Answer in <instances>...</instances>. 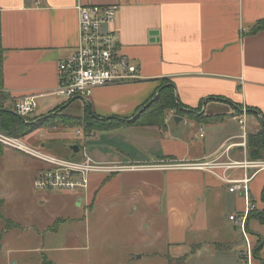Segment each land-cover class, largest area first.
Wrapping results in <instances>:
<instances>
[{
	"label": "crops",
	"instance_id": "1",
	"mask_svg": "<svg viewBox=\"0 0 264 264\" xmlns=\"http://www.w3.org/2000/svg\"><path fill=\"white\" fill-rule=\"evenodd\" d=\"M96 5L118 7L113 28L123 53L139 66L140 80L94 90L88 103L94 114L100 120L133 118L159 96L163 82L169 81L177 92L180 115L167 112L160 126L86 132L85 120L98 127L89 118L88 104L52 95L60 85L59 64L80 43L78 9ZM263 19L264 0H0V105L14 110L19 101L35 96L39 103L35 116L53 115L60 125L49 132L39 130L38 148L27 147L46 154L47 144L61 139L69 145L67 155L70 152L74 160L86 154L98 165L123 167L116 173L91 174L89 188L71 196V216L72 201L55 204L49 194L35 192L24 199L28 215L18 218L21 223L13 222L25 229L35 228L45 238L43 234L57 235L62 225L72 221L75 230L82 231L93 220L101 227L121 213L127 225H136L138 234H144L146 226L158 235L149 246L129 254L132 263L144 252L140 259L150 257L159 264H188L189 260L190 264H264V224L256 219L249 223L263 242L262 259L254 256L256 240L248 239L247 249L240 248L242 241L236 236L240 230L234 223L232 227L228 223L233 234L222 230L218 217L216 228L211 227L212 215L223 206L237 212L229 218L245 209L244 197L230 193L223 181L197 170L127 169L200 161L222 153L230 144L242 141L240 109L250 114L246 116L249 137L259 132L250 134L249 126L256 121L261 128L263 125L264 30L252 33V28ZM177 117L182 121L177 122ZM69 118L73 121L62 123ZM201 129L204 139L197 137ZM78 130L84 133L79 135ZM248 149V144L246 150L236 146L230 155L235 160H264L251 159ZM46 168V163L26 152L0 149V202L10 200L1 184L34 183ZM243 173L237 170L229 175L237 178ZM263 191L261 171L251 183L255 210H264ZM29 203L33 210L28 211ZM152 217L155 225L162 218L157 230L146 223ZM73 236L87 239H81L77 230ZM137 237L129 238L133 243ZM161 242L166 246L162 253L156 249ZM75 249L87 251L80 244ZM245 250L251 251V257L241 256ZM185 256V261L179 260Z\"/></svg>",
	"mask_w": 264,
	"mask_h": 264
},
{
	"label": "built area",
	"instance_id": "2",
	"mask_svg": "<svg viewBox=\"0 0 264 264\" xmlns=\"http://www.w3.org/2000/svg\"><path fill=\"white\" fill-rule=\"evenodd\" d=\"M79 12L80 43L75 53L59 65L60 85L52 95L61 97L64 101L81 100L88 104L94 90L99 87L113 85V83H128L140 80V68L130 57L123 53L118 34L114 30L117 21L118 7L116 6H81ZM38 98L28 96L19 101L14 108L20 117L28 119L38 111ZM242 126V141L230 144L222 153H216L206 159L191 162H177L161 165L131 166L127 169L153 170H185L203 171L215 176L229 186L230 193L240 194L245 200V209L242 213L233 215L230 220L248 240L249 219L255 212L251 196L253 178L264 171V160H235L230 150L236 146L246 150L248 131L246 116L240 117ZM82 132L79 131L80 135ZM200 139L205 138L203 129L197 134ZM0 139L5 148L26 152L41 159L48 165L34 182L37 191L52 192L56 190L86 191L89 188L90 175L93 173H116L123 170L122 166L98 165L86 154L80 161L66 160L57 156H48L44 153L30 150L22 140L9 138ZM243 170V176L232 178L229 173ZM250 244V241H249ZM251 251L248 256L251 257Z\"/></svg>",
	"mask_w": 264,
	"mask_h": 264
},
{
	"label": "rangeland",
	"instance_id": "3",
	"mask_svg": "<svg viewBox=\"0 0 264 264\" xmlns=\"http://www.w3.org/2000/svg\"><path fill=\"white\" fill-rule=\"evenodd\" d=\"M166 86V83L163 82L162 88ZM161 91V90H160ZM159 91V92H160ZM161 93V92H160ZM73 101V100H72ZM3 110H11L7 109V107L3 106ZM178 115L181 113L179 111H175ZM241 116H249L250 114L248 111L240 109L238 112ZM36 115V114H35ZM33 115L32 117L28 119H23V122L25 121L28 124L39 122L41 119L40 117H36ZM193 114L192 116H194ZM48 117V116H47ZM54 122L52 124H56L54 126H60L55 121V116H50ZM253 122V120H252ZM237 126L239 124L237 123ZM16 127H19L18 123H16ZM50 128L41 129V130H47L49 132ZM190 129V127L188 128ZM80 130V129H79ZM77 131V134L79 132ZM250 134L256 133L261 130V125H259L256 121V123H251L249 126ZM51 131V129H50ZM240 133L242 132L239 129ZM81 132L84 133L83 130ZM13 138L16 139L14 135H12L11 132H7L3 128H0V139L7 141L6 139ZM40 138V133H34L30 136H27L22 140L23 143L28 145L30 148H38V139ZM43 143H47L42 141ZM47 149L45 150L46 154L52 155V156H58L63 157V159L69 160L71 157V153L68 152V144L66 141H63L61 139L54 140V143H48ZM40 147V146H39ZM5 145L0 143V149H4ZM82 160V159H81ZM153 164V162L149 163ZM34 183L27 180L25 182H22L21 184L17 185L16 187H13L12 184H1L2 188H4L7 191V199H10L8 202L6 201L4 203L0 202V205L5 207L1 208V215L0 216V264H47V262H51L53 264H159L155 259H151L150 257H145L143 259H140V256L144 252H140V254L134 258L133 263L129 260V254L133 253L135 250L139 249V247H145L149 246L153 240H156L158 235H155V232L153 230L146 229L144 226V234L139 231V234L136 230V225L131 226L127 225L126 222L122 219L121 213H117V218L113 221L111 219H108L106 223L102 224L101 227H97V223L95 220L92 221L91 227H87V229L83 228L82 231L80 229H76L79 231L80 238H87L84 240H75L73 236V231L75 230V224L72 222L67 223L66 225H62L60 229L58 230L59 234L51 235V234H43L45 238H40L39 233H36L35 228L27 227L26 229L23 227V225H18L16 222L21 223V220L23 219L24 215H28V213L24 212L23 205L25 204L24 199L26 197H33L35 192L39 195L41 193H47L50 196H52L53 202H61L62 204H65L66 202L71 203L69 208V214L70 216L74 212L73 208V202L74 199L71 197L72 195H75L79 191H67V190H56L52 192H46V191H37L36 188L33 186ZM15 197V198H14ZM76 204H81L80 201H75ZM77 204V206H78ZM69 205V204H68ZM0 206V207H1ZM50 208H53V205L50 206ZM34 207L29 203L28 211L33 210ZM236 211H231L230 207H226L217 210V213L212 215L214 222L211 224L212 229H215V219L218 217V224L222 228V230H226L227 233L233 234V231H231V227L233 226V222L230 221L229 215ZM24 214V215H23ZM84 215V211H83ZM16 217V219L14 218ZM256 219L260 223L264 224V210L259 211L255 210L254 216L249 220L250 222H254ZM162 218H159L155 220L156 225L154 224L153 217L146 222L149 223L151 226L155 225V229L162 226L161 223ZM139 221V220H138ZM228 223H230L231 227H229ZM15 225H18L20 227H14ZM254 225V224H252ZM249 226V224H248ZM133 228V230H132ZM248 239L252 241H257L255 243V246L257 247L259 242L258 237L255 235V231L252 229H248ZM227 235V234H226ZM5 236L2 240V237ZM133 236H139L137 237L135 242H131L129 237ZM236 236L241 238V247L242 249H247L246 244L249 246V241L244 237L242 239L241 232H236ZM227 237V236H226ZM210 237H205L204 239H208ZM139 240V242L137 241ZM4 242L3 247L1 245V242ZM247 242V243H246ZM81 245L83 247L87 248V251H76L75 247L76 245ZM253 244V243H252ZM147 248V247H146ZM156 249L158 252L162 253L164 250H166L165 244L162 242L159 243V245L156 246ZM189 253L188 249L185 251ZM174 254V253H172ZM242 257H249L248 251H242L241 253ZM189 257V256H188ZM159 259V258H158ZM187 257L180 258V261H185ZM55 262V263H54ZM190 264V260L188 262Z\"/></svg>",
	"mask_w": 264,
	"mask_h": 264
},
{
	"label": "trees",
	"instance_id": "4",
	"mask_svg": "<svg viewBox=\"0 0 264 264\" xmlns=\"http://www.w3.org/2000/svg\"><path fill=\"white\" fill-rule=\"evenodd\" d=\"M252 33H260L264 30V19L259 21L257 24L254 25L252 28ZM166 86L164 88H160L159 96L150 102L147 109L144 113L139 117H133L126 120H121L115 118L114 120H98L93 117L90 110L88 109L89 118L97 123L98 127H91L92 124L85 122L82 125H85V131L90 132L92 130H114L115 128L121 127H145V126H160L163 125L165 120V114L169 111H179L182 113V108L178 105V96L177 92L175 91V87L169 82L164 81ZM0 109H4L2 105H0ZM14 112V111H13ZM13 112H5L0 111V128H3L7 132H11L12 135L17 137L16 139L24 140L25 137L30 136L41 129L46 128H54V120L50 117H43L39 120V122L28 124L16 115ZM71 122L70 118L68 120H64L62 123ZM16 123H18L19 127H16ZM95 123V124H96ZM262 128L256 134H251L248 140V150L251 153V159H264V118L262 119ZM93 126V125H92ZM72 159V158H70ZM69 159V160H70ZM74 160V159H72ZM80 161V160H77ZM263 195V202H264V191ZM1 206V205H0ZM0 207V216L1 215V208ZM254 216V214L252 215ZM250 217V219L252 218ZM249 219V220H250ZM14 227H19L15 225ZM263 248V242L260 241L258 246L255 248L254 256L262 259L260 253ZM47 264H53L51 262H47Z\"/></svg>",
	"mask_w": 264,
	"mask_h": 264
},
{
	"label": "water",
	"instance_id": "5",
	"mask_svg": "<svg viewBox=\"0 0 264 264\" xmlns=\"http://www.w3.org/2000/svg\"><path fill=\"white\" fill-rule=\"evenodd\" d=\"M76 100V99H75ZM75 100H73V101H75ZM147 106L148 105H145L144 106V109L143 110H141L135 117H139V116H141L142 114H143V112H144V110H146L147 109ZM88 109L90 110V112H91V114L94 116V118L95 119H98L99 120V118L94 114V110H92V105L91 104H88ZM0 111H5V112H13V111H11V110H3V109H0ZM13 113H15L16 115H18L16 112H13ZM19 116V115H18ZM20 117V116H19ZM48 117H50V116H48ZM22 120L23 119H25L24 117L22 118V117H20ZM176 121L177 122H180V121H182V118H180V117H177V119H176Z\"/></svg>",
	"mask_w": 264,
	"mask_h": 264
},
{
	"label": "flooded vegetation",
	"instance_id": "6",
	"mask_svg": "<svg viewBox=\"0 0 264 264\" xmlns=\"http://www.w3.org/2000/svg\"><path fill=\"white\" fill-rule=\"evenodd\" d=\"M149 104H150V103H149ZM149 104H148V106H149ZM148 106H147V107H148ZM144 111H145V110H144ZM143 113H144V112H143Z\"/></svg>",
	"mask_w": 264,
	"mask_h": 264
}]
</instances>
